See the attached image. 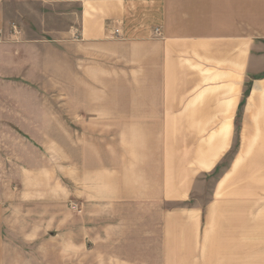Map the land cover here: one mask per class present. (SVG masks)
<instances>
[{
    "label": "crops",
    "instance_id": "obj_1",
    "mask_svg": "<svg viewBox=\"0 0 264 264\" xmlns=\"http://www.w3.org/2000/svg\"><path fill=\"white\" fill-rule=\"evenodd\" d=\"M20 2L0 0V79L32 78L51 53L74 78L152 86L153 101L126 109L163 132L105 150L72 193L46 195L34 240L3 234L0 199V264H264V0H25L24 13ZM210 63L232 79L227 100L203 96ZM194 125L239 127L232 177L203 206L189 204L193 176L219 162L228 135L187 150L175 127Z\"/></svg>",
    "mask_w": 264,
    "mask_h": 264
},
{
    "label": "rangeland",
    "instance_id": "obj_2",
    "mask_svg": "<svg viewBox=\"0 0 264 264\" xmlns=\"http://www.w3.org/2000/svg\"><path fill=\"white\" fill-rule=\"evenodd\" d=\"M16 8L24 13L25 0L17 3ZM42 64L43 70L34 72L32 78L16 79L12 83L0 79V199L5 203L7 217L11 218L9 221L6 217L2 231L5 236L9 231L16 232L19 240L22 237L18 235L26 231L35 237L33 240L41 235L44 223L38 220L40 202L49 194L56 198L62 189L72 193L74 178L79 171L82 176L90 161H104L105 150L134 152L142 135L163 132V127L137 124V118L146 111L126 109L138 101H153L152 86L132 85L126 78L111 80L104 86L84 71L74 78L73 63L66 62L59 68L56 55L51 53ZM209 67L208 78L202 83V91L206 92L203 96H208V101L227 100L232 79L227 74L220 75L217 66L210 63ZM218 89L223 92L218 93ZM175 128L177 136L190 137L193 141L192 145L186 144L187 150H195V146L216 150L218 139L227 131L225 151L219 162L216 159L209 169L204 168L206 165L202 167L198 159L191 162L192 166L199 165L205 170L193 176L198 186L189 204L203 206L211 199L215 183L232 177V155L238 145L234 135L239 127ZM67 200L69 208L74 209Z\"/></svg>",
    "mask_w": 264,
    "mask_h": 264
},
{
    "label": "built area",
    "instance_id": "obj_3",
    "mask_svg": "<svg viewBox=\"0 0 264 264\" xmlns=\"http://www.w3.org/2000/svg\"><path fill=\"white\" fill-rule=\"evenodd\" d=\"M156 32H158V31H156ZM116 33H117V31H116ZM74 209H75V207H74Z\"/></svg>",
    "mask_w": 264,
    "mask_h": 264
}]
</instances>
